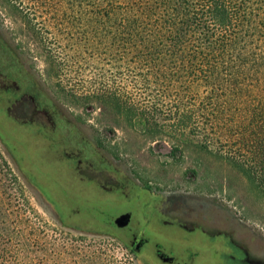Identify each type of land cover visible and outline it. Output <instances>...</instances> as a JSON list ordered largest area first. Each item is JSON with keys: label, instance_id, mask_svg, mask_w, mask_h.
<instances>
[{"label": "rangeland", "instance_id": "1", "mask_svg": "<svg viewBox=\"0 0 264 264\" xmlns=\"http://www.w3.org/2000/svg\"><path fill=\"white\" fill-rule=\"evenodd\" d=\"M37 2L0 0V208L36 239L35 252L19 253V262L151 264L111 228L61 217L43 189L67 192L105 218L132 210L150 242L171 236L182 253L192 247L190 264L222 263L228 232L264 261V185L243 170L246 152L230 161L233 153L217 146L226 139L219 128L198 136L166 121L169 129L151 136L112 105L77 99L96 93L99 85L88 81L97 74L85 69L76 90L60 81L25 22L38 14ZM208 139L215 146L204 147Z\"/></svg>", "mask_w": 264, "mask_h": 264}, {"label": "trees", "instance_id": "2", "mask_svg": "<svg viewBox=\"0 0 264 264\" xmlns=\"http://www.w3.org/2000/svg\"><path fill=\"white\" fill-rule=\"evenodd\" d=\"M37 9L25 22L60 81L76 90L85 69L97 74L96 93L77 99L112 105L151 136L166 121L198 136L221 131L218 148L236 164L246 152L243 170L264 185V0H40ZM1 208L0 264H32L18 259L35 252L32 231Z\"/></svg>", "mask_w": 264, "mask_h": 264}, {"label": "flooded vegetation", "instance_id": "3", "mask_svg": "<svg viewBox=\"0 0 264 264\" xmlns=\"http://www.w3.org/2000/svg\"><path fill=\"white\" fill-rule=\"evenodd\" d=\"M44 195L54 205L57 213L67 219L77 220L85 218L89 223L95 224L101 228H111V232L123 241L136 255L145 257L151 264H190L194 260V251L192 247L185 249L182 253L181 249L175 245V241L171 236H162L150 242L147 226L134 217L132 210H125L118 213L112 218H105L97 215L89 207L77 205L76 198L67 192L60 190L59 195L54 194L50 190L43 189ZM126 212H130L129 220L124 225L115 222L116 217ZM226 247L222 254L223 260L219 264H264L259 258L249 257L246 248L236 241L229 234L223 239ZM150 244V246L148 245ZM176 249H178L176 251ZM179 253V256H178Z\"/></svg>", "mask_w": 264, "mask_h": 264}, {"label": "water", "instance_id": "4", "mask_svg": "<svg viewBox=\"0 0 264 264\" xmlns=\"http://www.w3.org/2000/svg\"><path fill=\"white\" fill-rule=\"evenodd\" d=\"M129 217H130V212H126L116 217L115 222L119 225H124L128 222Z\"/></svg>", "mask_w": 264, "mask_h": 264}]
</instances>
